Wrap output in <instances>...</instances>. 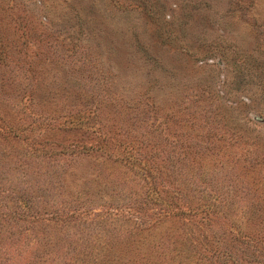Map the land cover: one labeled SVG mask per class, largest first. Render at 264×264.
Instances as JSON below:
<instances>
[{"label":"trees","instance_id":"obj_1","mask_svg":"<svg viewBox=\"0 0 264 264\" xmlns=\"http://www.w3.org/2000/svg\"><path fill=\"white\" fill-rule=\"evenodd\" d=\"M58 53L0 11V264L31 241L25 264H264L257 141L124 98L83 74L89 56Z\"/></svg>","mask_w":264,"mask_h":264},{"label":"rangeland","instance_id":"obj_2","mask_svg":"<svg viewBox=\"0 0 264 264\" xmlns=\"http://www.w3.org/2000/svg\"><path fill=\"white\" fill-rule=\"evenodd\" d=\"M0 11L30 17L37 33L57 40L61 60L89 56L93 68L81 71L111 92L189 106L264 153V0H0ZM29 245L1 256L25 264L37 244Z\"/></svg>","mask_w":264,"mask_h":264}]
</instances>
